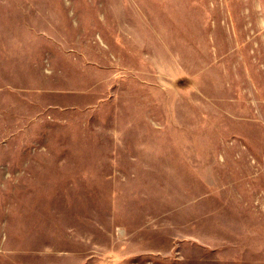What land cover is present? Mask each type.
<instances>
[{
    "label": "rangeland",
    "instance_id": "rangeland-1",
    "mask_svg": "<svg viewBox=\"0 0 264 264\" xmlns=\"http://www.w3.org/2000/svg\"><path fill=\"white\" fill-rule=\"evenodd\" d=\"M0 264H264V0H0Z\"/></svg>",
    "mask_w": 264,
    "mask_h": 264
},
{
    "label": "crops",
    "instance_id": "crops-1",
    "mask_svg": "<svg viewBox=\"0 0 264 264\" xmlns=\"http://www.w3.org/2000/svg\"><path fill=\"white\" fill-rule=\"evenodd\" d=\"M33 207H35V206H33ZM33 213L35 214V209H33ZM34 216H35V215H34ZM34 216H33V217H34ZM229 217H230V219H232V218H233V214L230 213V216H229Z\"/></svg>",
    "mask_w": 264,
    "mask_h": 264
}]
</instances>
